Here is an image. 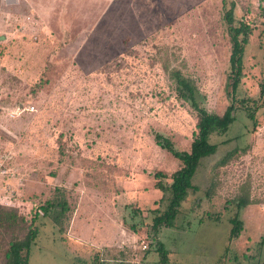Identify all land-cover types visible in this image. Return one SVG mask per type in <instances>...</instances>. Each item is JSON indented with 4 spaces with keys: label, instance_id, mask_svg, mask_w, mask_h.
<instances>
[{
    "label": "rangeland",
    "instance_id": "obj_1",
    "mask_svg": "<svg viewBox=\"0 0 264 264\" xmlns=\"http://www.w3.org/2000/svg\"><path fill=\"white\" fill-rule=\"evenodd\" d=\"M234 2L252 28L236 98L255 118L236 104L174 225L154 232L150 210L169 197L154 173L180 163L153 135L187 150L196 132L169 72L208 111L231 103L222 0H0V207L18 214L1 231L25 249L37 229L27 264H264V17L261 0ZM239 197L243 230L229 240Z\"/></svg>",
    "mask_w": 264,
    "mask_h": 264
},
{
    "label": "trees",
    "instance_id": "obj_2",
    "mask_svg": "<svg viewBox=\"0 0 264 264\" xmlns=\"http://www.w3.org/2000/svg\"><path fill=\"white\" fill-rule=\"evenodd\" d=\"M223 19L227 24L228 34L231 41V50L229 55V71L227 75L228 93L231 97V103L224 109L222 113L208 111L196 97L197 89L192 81L180 73L179 70H171L170 78L175 85L176 95L179 99L190 103L191 107L196 111V132L193 134L192 141L187 150L177 149L169 137L164 136L159 132H155L154 142L168 151L174 158L179 160V167L167 175L162 170H157L154 173L153 187L162 193L168 192L169 197L167 204L162 211L151 209L153 212L151 228L157 232L160 227H169L174 225V220L177 214L180 213L181 203L186 199L190 190L194 187L191 183V178L199 165L202 158L212 154L217 144L211 143L209 138L214 134L225 133L230 125L235 121L234 110L236 104L247 110V115L254 120V109L245 105L247 100H237L236 94L238 91L241 79L244 77L243 72V54L245 45L249 41L252 28L249 23L239 20L236 22L234 15L235 2L230 0L228 6L226 0H222ZM261 15L264 17V0H261L260 5ZM261 95H264V84L261 86ZM258 106H255V109ZM169 176L170 182L165 183L164 178ZM164 196H161V200ZM249 202L246 197H239L236 201V212L229 219L231 227L229 229V240L237 238L243 230V222L239 218V211ZM61 213L65 211V202H59ZM52 207V202L48 201L42 206L44 214L48 213ZM57 219V218H56ZM18 214L8 208L0 207V254L3 255L4 261L2 264H27L28 246L35 238L37 229L32 228L29 231V238L25 249L14 237L5 239L2 236L1 229L7 231L16 226ZM264 244V237L261 240ZM159 251V261L165 263L167 261V252L160 242L157 244Z\"/></svg>",
    "mask_w": 264,
    "mask_h": 264
},
{
    "label": "built area",
    "instance_id": "obj_3",
    "mask_svg": "<svg viewBox=\"0 0 264 264\" xmlns=\"http://www.w3.org/2000/svg\"><path fill=\"white\" fill-rule=\"evenodd\" d=\"M18 109H20V108H18ZM26 109H33V106H30V107H28V108H26ZM13 115V114H12ZM148 248V244L144 241V240H142L141 241V246H140V249L141 250H145V249H147Z\"/></svg>",
    "mask_w": 264,
    "mask_h": 264
}]
</instances>
